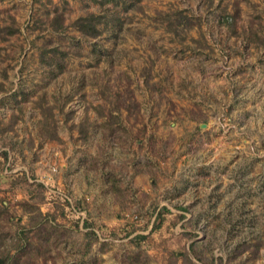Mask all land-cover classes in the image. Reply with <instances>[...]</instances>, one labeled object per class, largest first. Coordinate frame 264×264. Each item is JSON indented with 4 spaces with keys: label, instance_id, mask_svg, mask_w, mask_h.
<instances>
[{
    "label": "rangeland",
    "instance_id": "rangeland-1",
    "mask_svg": "<svg viewBox=\"0 0 264 264\" xmlns=\"http://www.w3.org/2000/svg\"><path fill=\"white\" fill-rule=\"evenodd\" d=\"M140 5L0 0L4 264H264V0Z\"/></svg>",
    "mask_w": 264,
    "mask_h": 264
},
{
    "label": "trees",
    "instance_id": "trees-1",
    "mask_svg": "<svg viewBox=\"0 0 264 264\" xmlns=\"http://www.w3.org/2000/svg\"><path fill=\"white\" fill-rule=\"evenodd\" d=\"M97 3L101 5V7H105L107 4L114 3L118 5L119 3H124L126 8H138L140 2L142 0H95ZM141 6V5H140ZM181 14H178L177 17L181 19ZM64 15L62 13H57L52 19V28L55 32L64 31L66 25L64 24ZM109 23H113L116 25H122L123 21L117 14H101V13H88L85 16L78 17L74 25L75 27L85 36L90 38H98L102 35L104 28L109 25ZM104 25L103 28L101 26ZM58 50H54V55H57ZM65 56H68V52L65 51ZM43 58L46 59V55H43ZM53 137H57V135H53ZM9 260V259H8ZM4 260H0V264H4ZM195 264L188 256L185 257L184 264Z\"/></svg>",
    "mask_w": 264,
    "mask_h": 264
}]
</instances>
